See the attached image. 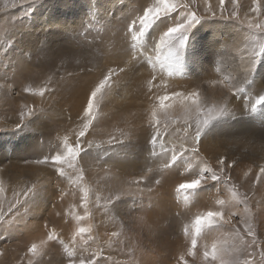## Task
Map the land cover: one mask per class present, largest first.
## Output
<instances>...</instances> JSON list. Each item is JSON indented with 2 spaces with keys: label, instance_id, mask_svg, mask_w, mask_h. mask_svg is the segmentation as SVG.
<instances>
[{
  "label": "rangeland",
  "instance_id": "374dc122",
  "mask_svg": "<svg viewBox=\"0 0 264 264\" xmlns=\"http://www.w3.org/2000/svg\"><path fill=\"white\" fill-rule=\"evenodd\" d=\"M13 2L0 0V173L7 167L9 176L5 186L0 187L8 191L7 195L0 192V211L4 213V222H0V264H27L29 259L34 264H68L65 245L75 248L77 257L99 253L97 264L102 260L104 264H183L181 257L187 264H209L211 256L206 261L203 253L211 252L213 244L228 250L224 258L230 264L245 258L264 264L259 255L264 251V174L259 171L264 164L241 161L229 151L223 174L230 180H209L205 188L185 193L178 190L179 185L194 178L205 162L220 173L218 160L223 156L217 152L221 148L217 144L223 140L222 130L211 129L210 136L202 138L198 157L187 152L167 168L170 152L161 151L159 144L153 149L150 144L154 131L151 112L154 104L158 106L156 97L199 91L201 103L207 107L215 104L219 108L227 101L234 116L222 122L227 120L236 129L247 148H264V136H259L264 134V109L249 113L243 106L244 95L236 94L241 86L252 96L264 90V59L251 74L255 82L251 85L244 83L249 76V63H243V57L250 59L257 45L253 37L264 36L249 27V23L264 25V0H259V5L255 0H238V6L225 0L223 18L219 0H208L215 18L205 0H195L194 6L192 0H177L193 6L198 15H206L207 19L193 30L184 59L179 68L171 69V75L167 65L161 67L156 62L153 69L146 59H155V46L166 30L163 25L153 29L143 46H131V21L155 0H35L15 6ZM257 6L260 11L253 12ZM234 10L238 17L228 20ZM116 47L120 49L119 56L109 55V50ZM38 59L43 64H37ZM63 60L75 66L61 69ZM109 69L114 74L96 98L94 124L80 138L84 151L78 158V168L66 167V176L61 177L50 163H35L44 158L39 152L46 144L52 143L47 155L50 156L64 151L66 136L69 143L76 141L86 122L81 106L86 107L91 90ZM44 87L48 91L40 97L36 93ZM181 100L177 97L168 101L172 107L158 113L161 128L167 124L162 139L169 148L172 144L177 148L181 144L192 147L191 130L186 135L184 128L185 120L194 123L195 116L184 111ZM21 113L25 114L23 120ZM101 117L103 124H98ZM20 123L30 127L17 130ZM252 137L259 141L249 139ZM209 145L215 148L213 153L206 151V157L203 147ZM119 159L124 160L123 166L120 164L123 169L118 167L111 173L112 166L109 164L108 168L107 163L119 164ZM232 161L236 163L233 165ZM189 164L191 170L186 171ZM17 167L27 171L18 176ZM81 168L84 179L73 183ZM34 169L35 177L30 171ZM114 177H120V182ZM33 185L41 197L35 212L32 207L36 195H24ZM19 187L21 195L15 194ZM233 191L237 193L235 197ZM16 199L19 204H15ZM219 200L226 202L223 207ZM10 204H15L11 212ZM209 211H223L231 225L212 231L205 225L197 236L195 219ZM232 226L251 245L246 251L233 250L238 237ZM248 227L255 233L254 244L253 238L246 235ZM79 228L89 231L75 236ZM53 232L57 239L48 240ZM148 232L154 241L145 246ZM192 239L197 241L195 257L188 254ZM33 243L39 245L36 257L29 252ZM213 264H220L219 259Z\"/></svg>",
  "mask_w": 264,
  "mask_h": 264
},
{
  "label": "snow or ice",
  "instance_id": "6c2138e0",
  "mask_svg": "<svg viewBox=\"0 0 264 264\" xmlns=\"http://www.w3.org/2000/svg\"><path fill=\"white\" fill-rule=\"evenodd\" d=\"M35 0H14L13 6L17 3L25 4V3H34ZM234 4L238 6V0H232ZM207 7L209 9L210 15L212 18L216 17V13L211 11V4L208 3V0H205ZM255 3L259 5V0H255ZM192 5H195V0H192ZM193 6H190L188 3H178L177 0H155V3L151 6H148L146 10L140 15L137 19H133L128 27V31L131 34L132 39V47L136 48L137 45L143 46L144 42L151 38L152 31L155 27L163 25L166 29L162 32V35L159 36L158 45L155 46L156 56L153 59L152 56H148L147 63L152 65L153 69L156 67V62H160L161 67L167 65L169 68V75L172 74L171 69L173 67L179 68L180 63L184 59L185 51L189 44V37L193 33V30L197 28L198 25L201 24L202 20L207 19L206 15H198L194 10ZM219 7L221 11V18H223L224 8H225V0H219ZM253 12H259V6L254 7L252 9ZM177 15H179L180 19H177ZM238 11L234 10L228 17V20H231L233 17H238ZM250 28H255L259 30L261 33H264V25L259 23L252 24L249 23ZM253 39L257 40V45L253 49L251 58L249 61V65L247 67V72L249 74L248 78L244 80L246 84H254V80L251 78V74L255 72L257 65L260 64L261 60L264 59V36L253 37ZM162 50H166L163 56L160 55ZM120 71H124V68H120ZM114 74L113 69H109L107 73L103 76L102 79L96 84L93 90L90 92V96L87 100L86 108L83 111L82 119L86 122L83 123V126L79 130L77 134V139L74 143L68 142V137L64 138V151L56 152L53 155L44 157L43 159L35 161L38 164H51L52 168L56 170L57 174L61 177L66 176V167L70 169L78 168V158L81 156V153L84 151L80 143V138L85 137L88 129L92 126L93 121L95 120L94 110L96 109L97 103L96 98L98 94L105 89V87L109 84V81L112 79ZM156 79L155 74L152 76V80ZM161 87L166 88V84H162ZM31 91V90H29ZM48 91L46 87L41 88L37 95L43 97L45 92ZM236 94H243L244 101L243 106L249 113H254L257 110L264 109V90H260L256 93L255 96H252L250 93L245 91L244 87H238ZM177 97H181V106L184 111L190 115L195 116L194 123L186 119L185 120V128L184 132L187 135L189 130H191L192 137V147L187 148L184 147L183 144L180 145L179 148L176 147L175 144H172L171 147H166L165 143L162 139L163 135L166 134L167 124L163 125V129L161 128V120L158 118V113L161 110H166L172 107V104L167 103L168 101L175 100ZM158 100V106L153 105V109L151 112L152 120L154 122V131L150 139V144L153 146V149L159 144L161 151L170 152V163H166L165 167H170L175 165L185 153L190 152L193 156L198 157L200 152V144L202 138H206L210 136L211 129L213 126L225 119H232L234 113L229 111V105L227 101H225L224 105L217 108L215 104L211 107H207L201 103V94L199 91H193L191 93L184 92H173L170 95L164 94L156 97ZM190 101L191 103H187ZM24 113H21V118L23 120ZM31 115V112L28 113ZM165 118H167V113L165 112ZM30 124L20 123L16 126L17 130H23L25 128H29ZM88 147L91 148L92 144L88 143ZM227 157H221L218 160L219 165H221L220 173L214 171L208 164L205 162L202 168H198L195 173L194 178L186 180L184 183L179 185L180 191L188 193L190 190L195 192L202 188H205L210 181L223 183L230 180V177L225 176L224 166ZM27 162V161H26ZM236 162L232 161L234 165ZM191 164H189L188 169L186 171L191 170ZM79 175L76 176L77 181H82L84 179L83 169H78ZM261 174H264V166L259 169ZM68 179L71 180V176H68ZM159 183V181H156ZM152 189H149L151 191ZM0 191H3L0 189ZM36 194V186L33 185L32 188L28 189L24 195L28 196V193ZM233 196L235 197L237 193L233 191ZM186 200L188 196L184 197ZM88 200V191L85 189L84 191V201L85 207L86 202ZM19 199H16L15 204H19ZM218 203L223 207L225 205L224 200H219ZM15 204H10L8 211L11 212L12 208ZM77 219H83V217H77ZM0 222H4V213L0 211ZM207 225L210 231L212 230H221L226 229V226L231 225V219L225 218V213L223 211H209L205 215L197 216L195 219V232L197 236L200 235L201 229ZM232 230L235 231L238 241L235 242L232 246L233 250H244L246 251L251 245L245 239V235L241 234L239 229H236L235 226H232ZM89 229L79 228L75 233V236H81ZM187 232V229H185ZM115 235V234H114ZM246 235L252 237V244L255 243V233L252 231L250 227L247 228ZM75 236L73 237V242H75ZM57 239L56 234L53 232L48 236V240ZM44 243V242H42ZM60 243L63 244L64 241L60 240ZM88 241L85 240L84 244H87ZM197 241L196 239H192L191 246L192 250L189 251V255L195 257V251ZM38 247L39 245L33 243L29 248V252L32 254V257H36L38 255ZM65 251L69 257L68 264H97V257L99 253H96L93 256L88 258H84L82 256L77 257L75 248H70L65 245ZM228 251L227 249L218 248L216 244L212 245L211 252L205 250L203 253L204 259L209 260V256H211V260L209 264H213V262L219 259L220 264H230L229 261L225 260L224 253ZM0 255H3L0 252ZM254 257V254L250 253ZM261 260L264 261V251L260 252ZM183 264H187V261L181 257ZM27 264H34L33 259H29ZM101 264H104V261H101ZM233 264H255L254 259L245 258L243 260H237L233 262Z\"/></svg>",
  "mask_w": 264,
  "mask_h": 264
},
{
  "label": "bare ground",
  "instance_id": "6f19581e",
  "mask_svg": "<svg viewBox=\"0 0 264 264\" xmlns=\"http://www.w3.org/2000/svg\"><path fill=\"white\" fill-rule=\"evenodd\" d=\"M110 20V19H109ZM60 22V21H59ZM59 22H56V25H59L60 23ZM111 22V21H110ZM109 23V22H108ZM107 23V24H108ZM113 23V22H112ZM49 24V23H48ZM55 24V23H54ZM63 26H65V25H63ZM206 28H208L209 29V26H207ZM203 29H205V28H203ZM217 29V28H216ZM126 30V29H125ZM107 33V32H106ZM114 35V34H113ZM122 40V39H121ZM106 47V46H105ZM111 48V47H110ZM56 49V48H55ZM118 51H119V53H120V49H119V47L117 48H114V50H109V55H115V56H119V54H118ZM122 51V50H121ZM124 51V50H123ZM103 55H105V54H103ZM62 58V57H61ZM50 60V59H49ZM249 61H250V59L247 57V58H244L243 57V63L244 64H246V63H249ZM37 64H43V62H42V60L40 61L39 59H38V62H36ZM70 66H75V64H70L68 61H66V60H63L61 63H60V68L62 69V68H64V67H70ZM125 91L126 92H128V90L127 89H125ZM127 94V93H126ZM129 94V93H128ZM64 98V97H63ZM59 99V98H58ZM71 102V101H70ZM71 110L72 111H76V109H75V105L74 104H72V102H71ZM82 108L81 109H85L86 107H84V106H81ZM79 108V107H78ZM31 109V108H30ZM50 110V109H49ZM101 112V111H100ZM78 113H79V109H78ZM78 113H77V115H78ZM81 113V115H82V113H83V110L80 112ZM102 113V112H101ZM98 114H100V113H98ZM74 115V114H73ZM77 115H74V117H76V120H77ZM99 118V117H98ZM104 118V117H103ZM103 118L101 117V119L99 120V122H98V124H103ZM118 118V117H117ZM119 122V121H118ZM94 124V123H93ZM96 125V124H95ZM235 125V124H234ZM233 125V126H234ZM236 126V125H235ZM237 127V126H236ZM248 128H249V126H248ZM213 130L214 129H221L222 130V133L220 134V137H221V135H222V137H223V140L222 141H220V142H218V144H217V147L218 148H220V149H217V152H218V150H219V152H220V155H222L223 157H228V152L229 151H231L230 152V154H231V156L232 155H234V156H239L240 157V160L241 161H249V163H255V164H259V165H263L264 164V148H263V146L262 145H260V148H258V147H254V151H252L251 150V148H247V144L246 143H243V141L241 140V136L238 134V133H236V129H233V127L232 126H229V122L226 120L225 122H220V123H217L216 125H214V127L212 128ZM263 129V133H264V128H262ZM217 133V132H216ZM213 135V134H212ZM261 138H263L262 136H264V134H262V135H259ZM233 137L234 138H236V139H233ZM249 139H254V140H257V141H259L258 139H256V138H249ZM248 139V140H249ZM220 140V139H219ZM203 141H204V139H203ZM228 142H229V144H228ZM245 142H246V140H245ZM212 143H214V142H212ZM202 144H204V143H202ZM51 145H52V143L51 144H46L43 148H42V150L43 149H46V150H41L40 152H39V155L41 156V157H46L47 155H48V153H49V150H50V147H51ZM202 146V145H201ZM204 148V154L206 155V151L208 152V153H213V149L215 148H213V146H211V145H209L206 149H205V146L203 147ZM202 148V149H203ZM241 150V152H243L244 153V155H243V157H241L242 155H241V152H240V150ZM246 150H248V151H246ZM107 152V151H106ZM124 152V151H123ZM215 152V151H214ZM18 155H20V153H17ZM219 154V153H218ZM214 155V154H213ZM212 155V156H213ZM206 157H207V155H206ZM111 159V158H110ZM127 159V158H126ZM228 159V158H227ZM128 161V160H127ZM126 161V162H127ZM116 162V161H115ZM123 162H124V160H122V159H119V164H117L118 163V161H117V163H110V162H108L107 163V166H108V168H110L109 167V164L112 166V168H110V172L112 173V171H114V173L116 172V171H118V167H120V169L122 168V166H123ZM120 164L122 165V166H120ZM128 164V163H127ZM7 168V167H6ZM6 168H3V170H4V172H1L0 173V187L2 188V186L4 187L5 186V180L9 177L8 175H7V171H6ZM18 168V170H17V175L18 176H21L22 174H23V172L25 171H27V169H23V168H21V167H17ZM33 169V168H32ZM38 169V168H37ZM123 169V168H122ZM121 169V170H122ZM31 172H32V176L33 177H35L37 174V172H36V170L34 169V170H30ZM130 172H132L131 170H130ZM15 177V178H19V177ZM121 177V176H120ZM119 177V178H120ZM168 177V176H167ZM119 178L118 179H115V177H114V179H115V181L117 182V181H119L120 182V180H119ZM12 179V178H11ZM168 179V178H167ZM165 180V179H164ZM169 180V179H168ZM34 181V180H33ZM163 183V182H162ZM19 185V184H18ZM4 192H6L7 190H5V189H2ZM3 191H0L1 193H3L4 194V192ZM8 192V191H7ZM7 192L4 194V195H7ZM20 192H22V187H19V188H17L16 190H15V194H20ZM21 195V194H20ZM36 199L33 201L34 203H33V207H32V210L35 212V210H38L39 209V204H40V200H41V197H39L40 196V194L39 193H37L36 192ZM22 197V196H21ZM213 199V198H212ZM6 200H8V201H10L9 199H6ZM212 204V203H211ZM27 209V208H26ZM31 209V208H30ZM189 211V210H188ZM33 212V213H34ZM206 214V213H205ZM188 216V215H187ZM22 221V220H21ZM157 225V224H156ZM195 230V229H194ZM4 231V230H3ZM139 231H141V230H139ZM139 231H138V233H139ZM8 233V232H7ZM143 233V231L141 232V234ZM141 234L140 235H137V236H141ZM145 233H143L142 235H144ZM148 235H150V233L148 232L147 234H146V238H147V240L149 239V237H148ZM154 241V238L151 236V239H149L147 242H145V246L146 245H149V243L150 242H153ZM141 245V244H140ZM142 246V245H141ZM150 246V245H149Z\"/></svg>",
  "mask_w": 264,
  "mask_h": 264
}]
</instances>
